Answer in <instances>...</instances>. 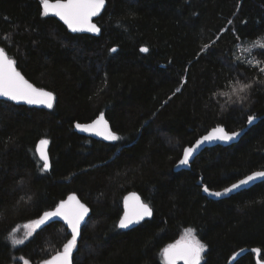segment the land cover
<instances>
[{
	"label": "trees",
	"instance_id": "16d2710c",
	"mask_svg": "<svg viewBox=\"0 0 264 264\" xmlns=\"http://www.w3.org/2000/svg\"><path fill=\"white\" fill-rule=\"evenodd\" d=\"M95 23L98 37L70 34L40 0H0V47L55 97L49 109L0 99V264L61 251L69 235L58 222L18 246L8 236L71 193L90 210L73 264H164L162 250L187 229L206 245L201 264H224L240 248L260 249L263 261L264 181L219 197L203 188L223 192L264 170V49L252 47L264 40V0H106ZM240 83L252 84L242 103L232 95ZM101 113L119 141L74 130ZM217 126L247 130L174 172L182 150ZM42 139L48 172L35 152ZM131 191L153 214L120 231ZM235 264L257 262L247 253Z\"/></svg>",
	"mask_w": 264,
	"mask_h": 264
},
{
	"label": "snow or ice",
	"instance_id": "6c2138e0",
	"mask_svg": "<svg viewBox=\"0 0 264 264\" xmlns=\"http://www.w3.org/2000/svg\"><path fill=\"white\" fill-rule=\"evenodd\" d=\"M42 6V15H54L58 17L72 32H91L100 33V28L92 22V18L98 16L104 8L106 0H40ZM210 47L209 44L202 45L201 51H205ZM253 48L264 49V40H257L252 44ZM116 48H112L111 52L115 53ZM142 53H147L149 49L142 47ZM251 51V50H249ZM255 62L252 66L258 65ZM264 73V67L260 68ZM252 88V84L240 83L237 87L232 88V95H235L241 103L247 99L246 95ZM179 91V89H177ZM227 95V94H225ZM0 97H7L15 102H25L30 105H46L48 108L53 107L55 100L54 94L50 91H45L42 88H36L33 84L29 83L27 79L17 70L16 61L10 58L4 48L0 47ZM257 119L255 115L247 117V123L252 125ZM75 127L83 132L94 133L102 136L108 141H119L121 137L109 128L108 121L105 119L104 114L101 113L97 119L90 124L77 123ZM240 132H227L223 127L218 126L214 128L208 135L203 136L196 141V144L187 147L183 151V157L179 161V165H188L190 158L193 157L205 142H212L219 140L223 142L231 141L238 136ZM49 143L47 139H42L37 146L39 158L43 162L41 171H47L50 168L49 158L46 152V146ZM258 178H264V171H256L246 178L240 180L238 183L232 184L230 187L225 188L223 192H210L207 186H204L203 191L214 196H222L231 193L233 190H238L241 186H247L250 182H254ZM131 201V202H130ZM125 211L124 215L120 218L116 227L120 229H128L135 224H139L145 217L152 216V209L148 204L140 201V198L134 193L130 197H125ZM89 214V208L81 203L74 195L69 196L67 201L60 202L54 211H45L43 215L34 221L31 225L35 228H40L45 225L47 221L54 217L63 219L68 229L71 230V238L63 244V250L58 251L50 259L42 261V264H73L72 255L73 251L77 248L78 238L81 235L82 223H85V217ZM16 231L13 229V232ZM11 237V244L13 246L21 245L25 241L9 234ZM28 235H32L30 231ZM206 245L201 243L194 235L193 229H187L184 236L173 244L167 245L162 250L164 264H177L178 261H183V264H201L202 253L205 252ZM254 253H260V249H253ZM24 264H29L23 257ZM236 257H233L235 260Z\"/></svg>",
	"mask_w": 264,
	"mask_h": 264
},
{
	"label": "water",
	"instance_id": "95a60500",
	"mask_svg": "<svg viewBox=\"0 0 264 264\" xmlns=\"http://www.w3.org/2000/svg\"><path fill=\"white\" fill-rule=\"evenodd\" d=\"M53 2H54V0H53ZM40 7H41V10H42V6H41V3H40ZM105 7H106V3H105V6H104V8L101 10V12H100V14L98 15V16H95V17H93L92 18V22L93 23H95V20L102 14V12L104 11V9H105ZM48 16H50V17H52V18H54V19H56L60 24H62L64 27H65V29L67 30V32H69L70 34H78V35H89V36H93V37H98L99 35H100V33L99 34H96V33H91V32H72L71 30H69L68 28H67V26L63 23V21H61L58 17H56V16H54V15H48ZM96 24V23H95ZM97 25V24H96ZM98 26V25H97ZM141 49V48H140ZM141 52V51H140ZM142 53V52H141ZM144 54V53H143ZM26 79V78H25ZM29 83H31V82H29ZM32 84V83H31ZM34 87H36V86H34ZM36 88H38V87H36ZM45 91H47V90H45ZM0 99L1 100H6V101H9V102H11V103H13V104H16V105H23V106H27V107H33V108H43V109H49L46 105H30V104H27V103H25V102H15V101H12V100H10V99H8L7 97H0ZM53 103H54V101H53ZM98 117V116H97ZM97 117L95 118V119H97ZM95 119H93L92 121H94ZM92 121H90V122H88V123H86V124H90ZM76 125V124H75ZM75 125H74V130H76L77 132H79V133H81V134H84V135H87V136H89V137H91V138H94V139H98V140H103V141H108V140H105L102 136H98V135H96V134H94V133H89V132H83V131H81V130H79V129H77L76 127H75ZM109 125V124H108ZM218 127V126H217ZM110 128V127H109ZM214 128H216V127H213V128H211L209 131H207L205 134H203V135H201L200 137H198L191 145H189V146H186L185 148H187V147H191V146H194L195 144H196V141L197 140H199L200 138H202L203 136H205V135H208ZM246 130H247V127H244V128H242V129H239V130H236V131H231V132H240L241 133V135L240 136H238L237 138H235V139H233V140H231V141H228V142H223V141H219V140H214V141H212V142H205L197 151H195L194 152V154H193V157L192 158H190V161H189V164L188 165H180V166H178L179 165V161L182 159V157H183V151H184V149L182 150V153H181V156H180V158H179V160L175 163V165L173 166V171L174 172H179V171H182V170H189L190 169V166H191V164H192V162L194 161V159L204 150V149H207V148H212V147H215V146H221V147H227V146H230V145H233V144H235V143H237L238 141H239V139L245 134V132H246ZM228 132V131H227ZM231 132H229V133H231ZM40 142V141H39ZM39 142L37 143V145H36V149H35V152H36V155H37V158L39 159V161L41 162V163H43L41 160H40V158H39V153L37 152V146L39 145ZM48 146H49V144H47V146H46V152H47V155H48ZM48 158H49V156H48ZM49 164H50V161H49ZM50 170V168L46 171V172H48ZM259 171H264V170H259ZM254 172H256V171H254ZM254 172H251V173H249V174H247V175H245L244 177H242V178H240L239 180H237L236 182H234V183H238L240 180H242V179H244V178H246L247 176H249V175H251L252 173H254ZM264 181V178H258V179H256L254 182H250L247 186H241L238 190H233L232 192H238V191H241V190H245V189H248V188H250V187H252L253 185H255V184H257V183H260V182H263ZM234 183H232V184H234ZM231 184V185H232ZM231 185H229L228 187H230ZM227 187V188H228ZM231 192V193H232ZM135 194L136 196H138L139 198H140V201L141 202H143V200L141 199V197L139 196V194L137 193V192H134V191H131V192H128L124 197H123V199H122V214H121V216H120V218L124 215V211H125V203H124V199H125V197H130L131 196V194ZM75 196L78 200H80L74 193H71V194H69V195H67L66 196V198L65 199H63V200H61V201H59L58 202V204L60 203V202H62V201H67L68 200V198H69V196ZM81 202V201H80ZM131 202V201H130ZM82 203V202H81ZM144 203V202H143ZM57 204V205H58ZM56 205V206H57ZM56 206L53 208V209H51V210H48V211H54L55 210V208H56ZM44 213V212H43ZM43 213L40 215V217L43 215ZM89 214H90V210H89ZM89 214H88V216H86L85 217V222H86V220H87V218L89 217ZM153 214V213H152ZM39 217V218H40ZM152 217V216H151ZM151 217H145L142 221H140V223L139 224H141L142 222H144V221H146V220H149V219H151ZM38 218V219H39ZM120 218H119V220H120ZM119 220L117 221V224H118V222H119ZM53 222H58V223H61V224H63L64 226H65V228H66V230H67V233H68V235H69V238L68 239H70L71 238V230L70 229H68V227H67V225L65 224V222L63 221V219L62 218H60V217H54V218H52L51 220H49V221H47L46 222V224L45 225H41V227L40 228H37V229H42V228H44L46 225H48V224H50V223H53ZM139 224H135V225H133V226H131L130 228H128V229H120V228H118L120 231H128V230H131V229H133L134 227H136V226H138ZM83 225H84V223H82V226H81V229H82V227H83ZM80 238V237H79ZM78 238V239H79ZM253 249H257V248H240V249H238V250H236L234 253H232L231 255H230V257L227 259V261L224 263V264H235L242 256H244L245 254H247V253H254L252 250ZM62 250H63V248H62ZM61 250V251H62ZM56 254V253H55ZM55 254H53L52 256H54ZM51 256V257H52ZM254 256H255V260H256V262H257V264H264V260L262 261V260H260L259 259V253H254ZM51 257H49L48 259H50ZM233 257H236V259L235 260H233ZM178 262H180L181 264H183V261H178ZM177 262V263H178ZM42 264V263H41Z\"/></svg>",
	"mask_w": 264,
	"mask_h": 264
},
{
	"label": "rangeland",
	"instance_id": "374dc122",
	"mask_svg": "<svg viewBox=\"0 0 264 264\" xmlns=\"http://www.w3.org/2000/svg\"><path fill=\"white\" fill-rule=\"evenodd\" d=\"M37 228H35V226L34 225H31V223H25V224H22V225H20V226H17L16 228H15V230L16 231H11V234H12V236H15V237H17V238H21V239H23L24 241L26 240V239H28L30 236L28 235V233L31 231L32 232V234H33V232L36 230ZM185 233H186V230H184L183 231V233H182V236H184L185 235ZM181 236V237H182ZM181 237L179 238V240L181 239ZM10 240H11V237H10V235L8 236V241L10 242ZM10 244H11V242H10ZM12 245V244H11ZM18 246V245H17ZM203 255H204V252L202 253V259H201V263H202V261H203Z\"/></svg>",
	"mask_w": 264,
	"mask_h": 264
}]
</instances>
